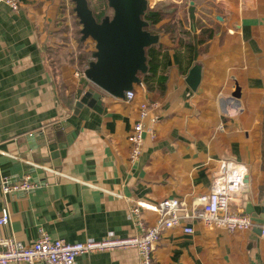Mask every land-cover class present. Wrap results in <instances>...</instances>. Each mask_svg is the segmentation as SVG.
<instances>
[{
  "label": "crops",
  "instance_id": "0c3cea01",
  "mask_svg": "<svg viewBox=\"0 0 264 264\" xmlns=\"http://www.w3.org/2000/svg\"><path fill=\"white\" fill-rule=\"evenodd\" d=\"M18 1L17 11L0 2V176L17 181L29 175L38 186L7 197L10 222L0 227V239L29 245L40 229L52 240L70 243L137 236L157 223L152 207L162 200L189 204L207 195L212 173L224 159L248 169L245 187L230 208L246 214L244 204L251 200L260 214L264 0H165L154 6L149 0L155 10L175 5L173 22L181 30L178 39L164 30L157 35L163 48L157 77H165L164 85L156 77L148 88L140 78L129 101L84 77L94 44L88 39L87 47L81 36L77 52L68 44V29L81 30L72 0ZM101 9L111 11L107 4L95 11ZM169 21L162 19L156 28ZM191 41L198 42V55L179 45ZM195 65L201 79L191 90L186 78ZM88 89L100 94L101 112L86 105L76 110ZM141 105L149 107V115L142 121L141 153L131 161L128 137ZM38 135L64 149L58 167L41 162ZM186 226L192 234L183 232ZM75 261L139 264L140 258L128 249L83 254ZM153 262L264 264V236L254 223L231 232L185 219L162 232Z\"/></svg>",
  "mask_w": 264,
  "mask_h": 264
},
{
  "label": "built area",
  "instance_id": "2783aa9c",
  "mask_svg": "<svg viewBox=\"0 0 264 264\" xmlns=\"http://www.w3.org/2000/svg\"><path fill=\"white\" fill-rule=\"evenodd\" d=\"M12 11L19 9L18 0H0ZM149 2V0H148ZM132 90L124 93V99L134 98ZM149 115V107L140 106L139 120L134 124L128 137L131 145L130 160L136 161L141 153L143 143L142 121ZM152 121H155L152 119ZM248 169L245 165L224 159L219 162L216 172L212 173L210 190L207 195L197 196L188 204L174 198L165 199L152 207L159 219L155 225L143 228L137 236L128 238H104L97 241L70 243L64 240H52L43 230H39L38 237L29 245H24L13 239H0V264H76V258L83 254L98 252H115L134 249L138 252L139 264H154L153 251L165 229L180 225L185 219H193L206 227L222 228L228 231L248 230L253 226L251 219L241 210L235 211L230 204L236 194L245 187ZM36 188L29 175L14 181L9 177L0 176V194L3 206L0 210V227L10 222V212L7 197L17 192H28ZM131 213L138 215V209L132 208ZM185 234H192L193 229L184 227ZM264 236V226L261 229Z\"/></svg>",
  "mask_w": 264,
  "mask_h": 264
},
{
  "label": "water",
  "instance_id": "95a60500",
  "mask_svg": "<svg viewBox=\"0 0 264 264\" xmlns=\"http://www.w3.org/2000/svg\"><path fill=\"white\" fill-rule=\"evenodd\" d=\"M72 1L81 25L82 41L91 39L94 44L93 60L85 69L84 77L110 96L124 99V93L140 83L139 74L147 73L145 49L159 41L157 35L144 30L148 24L142 17L150 8L148 0H106L112 15H107L100 21L96 20L89 8V0ZM200 79L201 68L195 65L189 71L186 83L191 90H196ZM83 105L101 112L100 94L88 89L77 102L76 110ZM37 139L39 144H36L35 150L38 151L41 162L47 164L51 161L53 167H58L60 159L65 155L64 149L57 146L48 135H38ZM33 182L37 187L38 184ZM42 182L41 179L40 183ZM262 205L258 214L251 200L244 204L245 213L253 221L258 233H261V226L264 225V200Z\"/></svg>",
  "mask_w": 264,
  "mask_h": 264
},
{
  "label": "trees",
  "instance_id": "16d2710c",
  "mask_svg": "<svg viewBox=\"0 0 264 264\" xmlns=\"http://www.w3.org/2000/svg\"><path fill=\"white\" fill-rule=\"evenodd\" d=\"M88 4H89V8L93 11L97 21H100L102 18L107 16V11H105L106 9H101V11L99 12H96V11L94 12V7H92L93 6L92 0H89ZM106 4H107L106 0L97 1V6H99L100 8L106 6ZM175 11H176V6L172 4L166 5L162 8L159 7L157 10L148 8L144 16L142 17V19L148 24L147 27L144 28V30L149 32L152 35H159L164 30L166 33H170L174 39H178V34L181 29L178 31L179 28L176 27L177 23L175 24L173 22L175 19ZM165 18L168 20L170 19V21L166 24V26L161 29L156 28V25L159 22H161L162 19H165ZM196 44H198V42L196 41L194 43L191 41V43H188V44L179 43V45L187 46L189 53L198 55V49H196ZM162 50L163 48L161 45H159V43L152 45L145 49L146 65H147L148 70H147V73L144 75L139 74V77L142 79V82L144 83V85L147 86L148 88L151 87V83L157 77V72H158V67H159L158 62H159L160 56L162 55ZM85 57H87V55L83 56L84 59H86ZM193 59L194 58H192V60ZM156 81L162 87L166 79L165 77L158 76Z\"/></svg>",
  "mask_w": 264,
  "mask_h": 264
},
{
  "label": "rangeland",
  "instance_id": "374dc122",
  "mask_svg": "<svg viewBox=\"0 0 264 264\" xmlns=\"http://www.w3.org/2000/svg\"><path fill=\"white\" fill-rule=\"evenodd\" d=\"M162 1H165V0H151V4H157V2H162ZM92 2H93V6L92 7H94V12H95V9L98 7L97 6V0H92ZM184 3H186V2H184ZM106 11H107V9H106ZM108 13H109V15L111 16L112 14V12L110 11H108ZM79 30H80V28H79V26L78 25H75V26H72V27H70L69 29H68V44H70L72 47H75V52H77V49H79L80 48V36H81V34L79 33ZM84 43H87L86 44V46L87 47H89V45L88 44H90V41L89 40H85L84 41ZM135 86V85H134Z\"/></svg>",
  "mask_w": 264,
  "mask_h": 264
}]
</instances>
